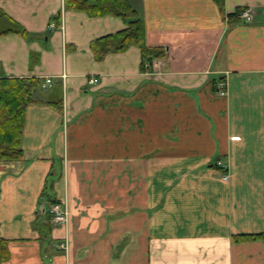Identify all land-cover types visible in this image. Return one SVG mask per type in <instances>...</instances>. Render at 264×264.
Wrapping results in <instances>:
<instances>
[{
  "label": "crops",
  "instance_id": "crops-1",
  "mask_svg": "<svg viewBox=\"0 0 264 264\" xmlns=\"http://www.w3.org/2000/svg\"><path fill=\"white\" fill-rule=\"evenodd\" d=\"M129 1L165 50L145 71L136 45L94 57L122 18L0 0L28 33L0 36V77H54L27 108L24 157L0 162V264H264V242L233 240L264 231V0ZM248 6L253 23L231 17Z\"/></svg>",
  "mask_w": 264,
  "mask_h": 264
},
{
  "label": "trees",
  "instance_id": "trees-1",
  "mask_svg": "<svg viewBox=\"0 0 264 264\" xmlns=\"http://www.w3.org/2000/svg\"><path fill=\"white\" fill-rule=\"evenodd\" d=\"M214 1L223 10L225 0ZM64 5L67 10L85 12L91 17L113 15L127 22V28L91 42V49L97 61L103 60L109 53L122 52L136 45L141 48V67L145 71L147 65H151L155 58L165 56L163 48L145 44L143 19L129 0H64ZM243 9H238L231 17ZM56 20L60 22V15ZM13 33L28 34L19 23L0 11V36ZM41 84L42 80L36 77H0V162L17 161L24 157L21 143L25 116L28 106L40 101L35 98V94L42 89ZM54 104L57 108H62L60 102ZM233 240L237 243L264 242V231L236 234L233 235ZM9 256L8 240L0 238V263Z\"/></svg>",
  "mask_w": 264,
  "mask_h": 264
},
{
  "label": "built area",
  "instance_id": "built-area-1",
  "mask_svg": "<svg viewBox=\"0 0 264 264\" xmlns=\"http://www.w3.org/2000/svg\"><path fill=\"white\" fill-rule=\"evenodd\" d=\"M236 19L243 23H253L255 18V9L251 6L245 7L241 12L237 13L234 16ZM230 17H227V20H229ZM57 23H52L51 26L55 27ZM53 76H46L42 80L41 87L43 89H48L53 85ZM97 79L93 78L90 82L94 83ZM220 94L226 95V85L223 83L220 87ZM217 166L220 167L224 171L225 177H227L228 171H229V163L224 162L223 160H220L217 162ZM49 212L52 216V221L55 225H64L68 221V208L65 202L58 200L57 202L51 203L49 206ZM70 245V239L68 236L63 237L61 241L57 244V247L59 249L64 250L65 252H68Z\"/></svg>",
  "mask_w": 264,
  "mask_h": 264
},
{
  "label": "rangeland",
  "instance_id": "rangeland-1",
  "mask_svg": "<svg viewBox=\"0 0 264 264\" xmlns=\"http://www.w3.org/2000/svg\"><path fill=\"white\" fill-rule=\"evenodd\" d=\"M39 92H42L43 90L41 89V90H38Z\"/></svg>",
  "mask_w": 264,
  "mask_h": 264
}]
</instances>
